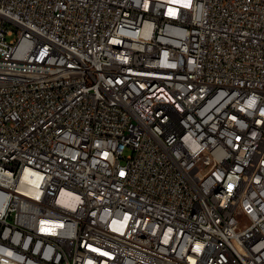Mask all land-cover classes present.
I'll use <instances>...</instances> for the list:
<instances>
[{
  "label": "built area",
  "instance_id": "1",
  "mask_svg": "<svg viewBox=\"0 0 264 264\" xmlns=\"http://www.w3.org/2000/svg\"><path fill=\"white\" fill-rule=\"evenodd\" d=\"M0 264H264V0H0Z\"/></svg>",
  "mask_w": 264,
  "mask_h": 264
},
{
  "label": "rangeland",
  "instance_id": "2",
  "mask_svg": "<svg viewBox=\"0 0 264 264\" xmlns=\"http://www.w3.org/2000/svg\"><path fill=\"white\" fill-rule=\"evenodd\" d=\"M7 38H8V40H10V39H15V38H16V35L8 36ZM130 154H131V150H130V149H127V150L125 151V153H124V157H127V156L130 155Z\"/></svg>",
  "mask_w": 264,
  "mask_h": 264
},
{
  "label": "bare ground",
  "instance_id": "3",
  "mask_svg": "<svg viewBox=\"0 0 264 264\" xmlns=\"http://www.w3.org/2000/svg\"><path fill=\"white\" fill-rule=\"evenodd\" d=\"M29 173H30V171H27L24 177L28 178L29 177Z\"/></svg>",
  "mask_w": 264,
  "mask_h": 264
}]
</instances>
